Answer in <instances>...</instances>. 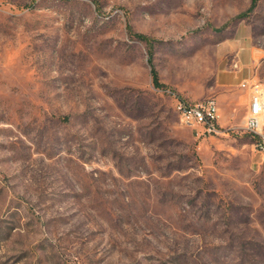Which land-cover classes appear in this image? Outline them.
I'll return each mask as SVG.
<instances>
[{
  "label": "rangeland",
  "instance_id": "rangeland-1",
  "mask_svg": "<svg viewBox=\"0 0 264 264\" xmlns=\"http://www.w3.org/2000/svg\"><path fill=\"white\" fill-rule=\"evenodd\" d=\"M250 2L0 0V264H264ZM207 97L199 135L175 102Z\"/></svg>",
  "mask_w": 264,
  "mask_h": 264
},
{
  "label": "built area",
  "instance_id": "built-area-1",
  "mask_svg": "<svg viewBox=\"0 0 264 264\" xmlns=\"http://www.w3.org/2000/svg\"><path fill=\"white\" fill-rule=\"evenodd\" d=\"M239 85L249 92L244 128L255 138L254 146L264 152V87L256 78L249 77ZM182 124L193 128L199 135L219 132L218 104L215 98L207 97L195 101L178 99L175 102Z\"/></svg>",
  "mask_w": 264,
  "mask_h": 264
},
{
  "label": "trees",
  "instance_id": "trees-1",
  "mask_svg": "<svg viewBox=\"0 0 264 264\" xmlns=\"http://www.w3.org/2000/svg\"><path fill=\"white\" fill-rule=\"evenodd\" d=\"M256 3V0H251L249 7L247 8L248 11L251 10ZM243 13L239 14L238 16H241ZM129 32L134 35L136 38L143 41L147 46L148 51V62L150 65V75L152 79V83L155 87H163V84L159 81L157 71L155 70L154 66L152 65V55H153V42L152 38L149 36L143 34V33H136L129 30ZM254 138V137H253Z\"/></svg>",
  "mask_w": 264,
  "mask_h": 264
},
{
  "label": "crops",
  "instance_id": "crops-1",
  "mask_svg": "<svg viewBox=\"0 0 264 264\" xmlns=\"http://www.w3.org/2000/svg\"><path fill=\"white\" fill-rule=\"evenodd\" d=\"M240 83V82H239ZM248 100H249V94L245 95V97L242 100V103H244V105L246 106V112H247V104H248Z\"/></svg>",
  "mask_w": 264,
  "mask_h": 264
},
{
  "label": "bare ground",
  "instance_id": "bare-ground-1",
  "mask_svg": "<svg viewBox=\"0 0 264 264\" xmlns=\"http://www.w3.org/2000/svg\"><path fill=\"white\" fill-rule=\"evenodd\" d=\"M177 110H178V108H177Z\"/></svg>",
  "mask_w": 264,
  "mask_h": 264
}]
</instances>
